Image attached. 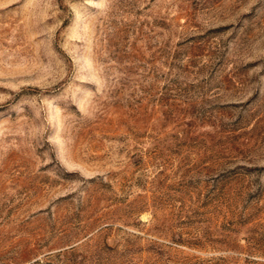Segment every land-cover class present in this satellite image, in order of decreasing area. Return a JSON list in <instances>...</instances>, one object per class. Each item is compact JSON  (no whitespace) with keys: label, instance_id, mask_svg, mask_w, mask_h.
Segmentation results:
<instances>
[{"label":"rangeland","instance_id":"1","mask_svg":"<svg viewBox=\"0 0 264 264\" xmlns=\"http://www.w3.org/2000/svg\"><path fill=\"white\" fill-rule=\"evenodd\" d=\"M0 264H264V0H0Z\"/></svg>","mask_w":264,"mask_h":264}]
</instances>
